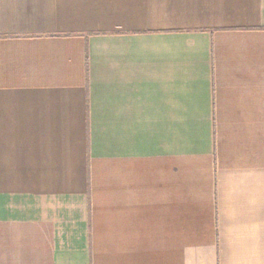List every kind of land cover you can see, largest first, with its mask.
I'll use <instances>...</instances> for the list:
<instances>
[{
	"label": "crops",
	"instance_id": "obj_1",
	"mask_svg": "<svg viewBox=\"0 0 264 264\" xmlns=\"http://www.w3.org/2000/svg\"><path fill=\"white\" fill-rule=\"evenodd\" d=\"M0 264H264V0H0Z\"/></svg>",
	"mask_w": 264,
	"mask_h": 264
}]
</instances>
